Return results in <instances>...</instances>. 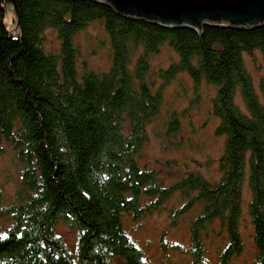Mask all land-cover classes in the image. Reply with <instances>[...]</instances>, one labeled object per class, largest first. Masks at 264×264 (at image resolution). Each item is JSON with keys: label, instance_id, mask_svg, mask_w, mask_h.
I'll return each instance as SVG.
<instances>
[{"label": "trees", "instance_id": "obj_1", "mask_svg": "<svg viewBox=\"0 0 264 264\" xmlns=\"http://www.w3.org/2000/svg\"><path fill=\"white\" fill-rule=\"evenodd\" d=\"M15 2L17 28L14 7L10 27L11 3L0 0V150H10L18 170L14 199L0 201V264H154L126 224L158 211L169 213L172 226L188 222L189 244L173 248L187 252L190 264H232L244 248L246 181L253 264H264V104L243 59L255 50L264 58V24L204 22L198 30L128 17L104 0ZM95 21L109 37L112 64L79 72L74 37ZM48 30L57 33V51ZM164 44L179 61L152 71L150 58ZM181 72L216 86L215 133L225 143L215 183L197 172L177 175L169 162L152 168L145 159L148 126ZM173 114L169 137L180 131ZM172 198L177 204L169 206ZM63 227L76 233L75 248L65 243ZM160 243L165 249L163 237Z\"/></svg>", "mask_w": 264, "mask_h": 264}, {"label": "rangeland", "instance_id": "obj_2", "mask_svg": "<svg viewBox=\"0 0 264 264\" xmlns=\"http://www.w3.org/2000/svg\"><path fill=\"white\" fill-rule=\"evenodd\" d=\"M49 46L59 50L60 41L54 30H48ZM79 48L78 70L88 68L95 72H103L112 64V48L102 21H95L79 31L75 37ZM137 56L134 58V62ZM244 64L252 77L259 100L264 104V58L260 50L243 55ZM152 71L165 68L179 61L176 51L164 44L157 55L150 58ZM85 71V70H84ZM159 83L162 81L155 76ZM216 94V86L202 81L196 84L186 73L181 72L163 92L164 105L160 115L148 126V142L144 149L146 162L150 167H165L171 163V170L180 175L186 172H197L211 183L221 178L219 158L224 150L225 137L215 133L218 124L212 113V99ZM236 103L245 112V104L240 94ZM178 113L180 131L176 136H167V122ZM178 144V145H177ZM168 171H166L167 177ZM18 170L13 162L9 149L0 150V201L10 202L18 189ZM172 179L167 178V181ZM176 197V196H175ZM251 195L248 181L244 184L243 210L240 230L244 242L242 254L232 264H253L256 257L254 227L249 214L248 204ZM177 198L169 201V206L176 205ZM126 229L133 240L144 251L154 264H190L191 256L187 252L173 248L174 244L187 247L190 240L188 222L179 219L176 226L171 225L167 211H158L144 217L139 222L129 221ZM65 243L75 248L76 233L67 227L60 229ZM163 237L166 248L160 243ZM219 243V241H218ZM225 243V241H224ZM223 241L220 246H223Z\"/></svg>", "mask_w": 264, "mask_h": 264}, {"label": "water", "instance_id": "obj_3", "mask_svg": "<svg viewBox=\"0 0 264 264\" xmlns=\"http://www.w3.org/2000/svg\"><path fill=\"white\" fill-rule=\"evenodd\" d=\"M125 16L156 21L167 27L188 26L201 30L204 22L240 28L264 24V0H104ZM6 22L16 28L19 12L15 0H8ZM13 5V6H12ZM14 7V12L12 10Z\"/></svg>", "mask_w": 264, "mask_h": 264}]
</instances>
